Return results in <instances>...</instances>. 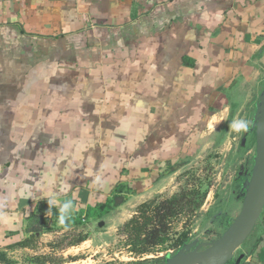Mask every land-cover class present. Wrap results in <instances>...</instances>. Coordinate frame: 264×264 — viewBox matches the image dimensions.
Segmentation results:
<instances>
[{
	"label": "crops",
	"instance_id": "crops-1",
	"mask_svg": "<svg viewBox=\"0 0 264 264\" xmlns=\"http://www.w3.org/2000/svg\"><path fill=\"white\" fill-rule=\"evenodd\" d=\"M263 71L264 0H0V264L159 194L257 94L253 120ZM241 248L264 264V209Z\"/></svg>",
	"mask_w": 264,
	"mask_h": 264
},
{
	"label": "rangeland",
	"instance_id": "rangeland-1",
	"mask_svg": "<svg viewBox=\"0 0 264 264\" xmlns=\"http://www.w3.org/2000/svg\"><path fill=\"white\" fill-rule=\"evenodd\" d=\"M243 89L247 90L244 86ZM256 95L248 97L251 99L249 107L232 119V128L229 126L226 133L205 135L203 139L209 143L207 150L190 163H178L182 164L178 170L174 166L163 170L162 175L170 171L161 178L159 194L134 198L125 196V206L94 216L86 228L83 224L78 225L79 228L75 227L74 221L52 218L49 222L46 221L44 232L59 234H53L52 239H49L48 234L44 243L40 241L41 247L36 244L33 251H21L16 257L12 255L5 260L6 264H162L167 254L173 255L179 250L177 242L182 238L199 239L201 242L218 238L240 210L241 200L236 199L240 190V183L237 181L239 168L243 166L244 172L252 166L255 135L247 137L244 147H241L240 143L243 133L251 127L254 109L252 101ZM217 139L223 140L224 144L214 146L212 142ZM182 192L187 195L186 199L190 200V204L181 203L182 213L169 220L170 231L164 246L157 249L156 253L142 258L130 254L124 243L125 238L121 239L118 235L121 225L115 231L111 229L112 225L128 217L130 206L135 210L142 202L157 203ZM235 206L238 207L237 211L234 210ZM100 222H103L102 227H98ZM83 231L86 232L83 234L86 239L77 244L76 240ZM241 250L239 247L235 251L234 259L239 256Z\"/></svg>",
	"mask_w": 264,
	"mask_h": 264
},
{
	"label": "water",
	"instance_id": "water-1",
	"mask_svg": "<svg viewBox=\"0 0 264 264\" xmlns=\"http://www.w3.org/2000/svg\"><path fill=\"white\" fill-rule=\"evenodd\" d=\"M251 127L243 133L240 146L247 137L255 135V153L248 176L240 183L241 208L225 231L215 240L201 242L186 240L173 255L167 254L162 264H240L243 255L233 258L235 251L244 243L260 219L264 209V89L255 104ZM241 166L238 181L243 176ZM99 227L103 223L98 224Z\"/></svg>",
	"mask_w": 264,
	"mask_h": 264
},
{
	"label": "trees",
	"instance_id": "trees-1",
	"mask_svg": "<svg viewBox=\"0 0 264 264\" xmlns=\"http://www.w3.org/2000/svg\"><path fill=\"white\" fill-rule=\"evenodd\" d=\"M186 196L182 192L157 203L153 201L143 203L137 208L136 214L118 228V235L121 239L125 238L124 243L131 254L137 258H142L145 255L156 252L157 249L164 246L170 231L169 220L182 213L181 203L190 204V200H187ZM118 200L116 204L122 201L121 198H118ZM196 207L198 208L199 204ZM52 216H55L54 212ZM85 239V235H81L77 238L76 242L80 244ZM186 240L188 239L182 238L178 240L179 249Z\"/></svg>",
	"mask_w": 264,
	"mask_h": 264
},
{
	"label": "flooded vegetation",
	"instance_id": "flooded-vegetation-1",
	"mask_svg": "<svg viewBox=\"0 0 264 264\" xmlns=\"http://www.w3.org/2000/svg\"><path fill=\"white\" fill-rule=\"evenodd\" d=\"M174 167H176V170H178V169H180L181 168V166L179 165H176V166H174ZM239 172V171H238ZM243 173V176H244V179L248 176V173H249V170H245L244 172H242ZM243 179V180H244ZM242 179L239 181V183H241L242 181H243ZM240 187V186H239Z\"/></svg>",
	"mask_w": 264,
	"mask_h": 264
},
{
	"label": "built area",
	"instance_id": "built-area-1",
	"mask_svg": "<svg viewBox=\"0 0 264 264\" xmlns=\"http://www.w3.org/2000/svg\"><path fill=\"white\" fill-rule=\"evenodd\" d=\"M82 222H84V220H83V219H82ZM156 252H157V251H156ZM156 252H155V253H156ZM130 254H131V253H130Z\"/></svg>",
	"mask_w": 264,
	"mask_h": 264
}]
</instances>
